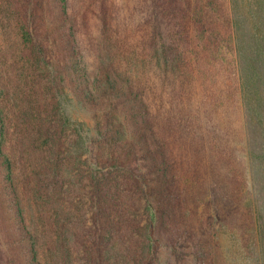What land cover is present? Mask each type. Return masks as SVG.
I'll list each match as a JSON object with an SVG mask.
<instances>
[{"label": "rangeland", "instance_id": "1", "mask_svg": "<svg viewBox=\"0 0 264 264\" xmlns=\"http://www.w3.org/2000/svg\"><path fill=\"white\" fill-rule=\"evenodd\" d=\"M55 3L0 0V264H107L87 166L106 174L96 117L116 99L99 101L93 90L92 101L86 69L128 79L150 113L163 115L176 214H164L169 246L158 264H264V14L253 18L248 0L205 4L206 33L243 21L251 63L241 85L231 64L209 58L214 41L199 38V0H66L73 51Z\"/></svg>", "mask_w": 264, "mask_h": 264}, {"label": "trees", "instance_id": "2", "mask_svg": "<svg viewBox=\"0 0 264 264\" xmlns=\"http://www.w3.org/2000/svg\"><path fill=\"white\" fill-rule=\"evenodd\" d=\"M248 1L253 18L256 14H264V0ZM205 4L213 7L214 0H206L203 3L199 0L196 7L193 18L201 28L198 33L199 38H204L207 42L214 41L213 47L208 48L209 58L213 61L219 58L221 62L226 60L233 66V71H237V80L243 85L245 77L243 64L251 63L246 54L249 45L245 43L244 32L240 28L243 27V21L241 18H232L229 20L230 31L220 32L216 28H211L206 33ZM54 5L59 9L54 18L56 24L61 27V35L73 51L77 44L76 27L71 22L74 17L70 18L68 14L66 0H56ZM217 18L223 20V17L217 16ZM234 28L237 30L234 31ZM25 30L28 36L29 27H25ZM216 34L218 36H215ZM232 41H234L233 46ZM222 45L231 49L230 56L223 52ZM85 75L86 89L92 101L96 99L93 90L97 91L99 101H104L103 98L116 99L115 102L110 101L109 107L96 117L99 123L97 139L100 149L103 150L101 169L106 174L101 177L95 172V168L87 166L90 172L87 194L97 212L95 215L103 218L102 225L105 230V257H101V260H107V264H158L162 249L169 246L162 235L164 233L162 231L168 230L169 225L164 217L170 215L169 218L172 219L176 214L173 197L170 193H166L169 190L167 183L169 178L166 176L169 166L167 164L169 141L159 135V131L162 130L157 129L163 115L150 113L147 98L144 96L138 98L139 87L128 79L123 80L120 85V81L111 79L103 70L99 74H93L92 77L86 69ZM101 121L103 124H100ZM180 122L177 120L175 125H179ZM190 135L195 138V133ZM202 142L204 143V139H201V146ZM5 163L10 169L7 156ZM79 171L82 170L75 167L74 175L78 176ZM252 214L250 219L255 224V236L261 240L263 215L258 208H255ZM24 229L27 231L26 227ZM112 229L114 236L111 234ZM249 241L252 243L251 239ZM170 246L173 251L177 250L178 245L175 240ZM111 252H114V260L109 256ZM194 253L199 255L202 251L197 249Z\"/></svg>", "mask_w": 264, "mask_h": 264}]
</instances>
